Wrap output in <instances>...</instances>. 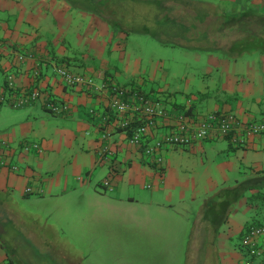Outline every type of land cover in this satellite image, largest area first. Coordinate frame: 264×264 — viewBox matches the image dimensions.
I'll return each instance as SVG.
<instances>
[{
  "label": "crops",
  "instance_id": "1",
  "mask_svg": "<svg viewBox=\"0 0 264 264\" xmlns=\"http://www.w3.org/2000/svg\"><path fill=\"white\" fill-rule=\"evenodd\" d=\"M115 1L0 0V225L16 218L24 223L20 230L23 236L49 238L40 228L46 220L54 223L44 229L70 238V230L75 235L74 227L91 236L109 222L117 226L145 217L148 209L155 221L161 212L162 217L169 218H184L185 212L210 224L202 232H191V238L198 235L205 243L199 260L204 259V264L208 259L215 264H241V253L231 240L252 222L264 224V208L262 213L257 211L256 204L246 198L261 195L258 188H264V136H252L243 144L216 138L185 148H168L162 153V170L148 163L141 149L128 143L125 131L111 121L105 123L112 97L104 88V75L115 80V76H128L146 91L151 90L152 85H147L151 81L144 76L157 75L141 61H132L125 36L156 26L157 20L152 22L151 16L141 11L148 9L157 18L162 9L157 3L162 0H137L143 6L133 20L113 17L118 9L111 3ZM216 4L231 13L264 14V0H221ZM194 9L187 5L171 10L173 18L180 20L172 31L183 43L188 40L191 46L205 51V61L199 69H192L196 74L218 73L227 80L216 87L215 95L208 90L200 93L199 99L183 91H159L169 96V104L168 116L158 121L157 136L171 133L177 118L185 114L193 118L231 111L242 121H264V54H244L237 59L220 55L200 37L206 33L205 24L195 23L190 29V18L198 16ZM140 23L143 31H134ZM23 51L33 53L34 59L18 63L17 54ZM107 55L111 57L107 59ZM58 62H64L68 70L73 66L75 74L101 79L102 86L93 92L65 88L58 75L45 73L46 67L56 68ZM194 72L186 69L183 74ZM8 73H13L16 89L38 90L40 99L14 109L13 100L21 95L13 97L7 86ZM50 97L68 104L70 112L60 116L47 113L43 106ZM92 111L96 112L95 119ZM12 112L16 119H9ZM39 140L41 152L36 153L32 146ZM26 145L31 146L28 152ZM102 149L109 151L106 158L101 156ZM104 181L109 187L103 186ZM131 187H140L147 194L139 195L134 188L130 193ZM220 196L222 199L214 200ZM185 218L189 220V216ZM158 225L162 226L160 222ZM209 238H213L211 251L205 249ZM12 256L8 245L0 241V263L10 260L13 264Z\"/></svg>",
  "mask_w": 264,
  "mask_h": 264
},
{
  "label": "rangeland",
  "instance_id": "2",
  "mask_svg": "<svg viewBox=\"0 0 264 264\" xmlns=\"http://www.w3.org/2000/svg\"><path fill=\"white\" fill-rule=\"evenodd\" d=\"M86 1L92 3V0ZM198 1L200 2L199 5H203L205 2H215L214 4L221 2V0ZM111 3L116 4L118 7V9L114 11L113 16H116V19H136L138 17L136 11H141L143 6V3L137 0H118ZM185 4L184 6H187L192 3L189 2ZM157 6L159 8V3H157ZM144 11L147 14L146 16H151V21L157 20L148 9H142L141 12L143 13ZM214 20L215 18L212 20L211 17H209L207 19V24L213 26ZM159 23H162V20H160ZM159 23L156 26L151 25L147 33L146 30L143 31L144 26L140 23V26L133 28L134 31L141 29V31L146 34L128 33V35L126 34L125 36V45L128 48L132 61H141L143 67L147 66L149 70H153L157 75L151 78H149V76H144V78L151 81L147 85L151 84L157 91L165 90L172 93L183 91L182 93L185 92V95L189 94L191 97H196L198 99L200 93L208 90H211V95H215L216 87H220L222 80H227L226 76H218V73L207 76L196 74L192 69H199L200 63L205 61V51L194 48L190 45L188 40H185L183 43L176 37L178 34L172 31L173 27L171 25L164 26V23ZM110 57V55H107V59ZM247 60L250 61V58ZM115 62L120 64L119 61ZM68 67L72 71L73 66L70 65ZM76 69L79 68L77 67ZM186 69H189L190 72H194L195 74H183ZM47 71L49 74H56L60 77L54 66L50 65L49 69L46 67L45 73ZM115 77L116 81L121 84L129 85V82L135 81L128 76ZM102 84L103 81L101 79L97 80L93 78L92 90L96 91V88L101 87ZM186 99L187 98L184 100ZM198 99L194 100L197 106L199 104V102H197ZM202 111H204L202 113H205L207 109L205 108ZM15 114L16 113L12 112L9 119H16L18 116ZM20 119H22V116ZM40 141L41 140L38 142L39 144L37 143L39 147L41 146ZM34 152L37 153L38 151L35 150ZM131 188L130 193H134V188L139 195L144 196L145 193L147 194V192L145 191L144 193L140 187ZM239 189L242 190L243 193L246 192L242 187ZM258 190L262 192L261 195L256 193V196L247 195L246 198L248 201L255 203L256 205L254 208L262 213L264 206L258 202L264 203V188L259 186ZM220 199H222L221 196L214 197L215 201ZM223 201L225 206H230V203L225 200ZM178 207L180 206L178 205ZM247 208L249 207L247 206ZM247 212L249 217H251L252 215L249 214V211ZM149 214L150 210L148 209L144 214L145 217L133 218L131 223L125 221V224L120 223L117 226L109 222L105 224L100 231H95V234L91 236L89 234L86 236V233H80V227L77 226L74 227L75 235L74 232L70 230V238H63L60 233L57 234L55 231L53 233L47 228L44 229V227L47 226L46 224L54 223H46V220L41 222L40 228L42 229V233L49 235V238H28V236H23L20 232L22 228L21 224L24 225V223H20L16 218H13L12 221L0 225V241H4L8 245L10 252L13 253V264H204V259L199 260L198 254L204 250L205 243L200 242L202 238H198V235H194L193 238H191V232L194 230L202 232L203 228H208L210 224L204 223L205 221L200 218L197 219L195 214L190 216L185 214V212H183L184 218H177L175 215L171 218L162 217L164 214L161 212L157 216L156 221L154 218H150ZM185 216H189V220H187ZM259 218L260 217H258V219ZM252 219L254 218H251L249 221H253ZM158 222H160L162 226L158 225ZM192 222L198 224V226L195 227L196 225ZM251 224H254V222ZM95 226L96 225H94V227ZM26 227L32 228L36 226H34V224H26ZM100 227L101 226H99V228ZM50 228L54 227L52 226ZM54 229L58 230V227ZM83 229L85 230V228ZM65 230H67V228H65ZM100 232L103 233V236L100 235ZM212 239L213 238H209V241H207L208 243L205 247V249H208L207 251L212 250V242H210ZM237 240V238L231 240L234 249L238 244ZM241 257V264H243L242 253ZM205 261L208 264L216 263L213 259ZM6 264H11L10 260H6Z\"/></svg>",
  "mask_w": 264,
  "mask_h": 264
},
{
  "label": "built area",
  "instance_id": "3",
  "mask_svg": "<svg viewBox=\"0 0 264 264\" xmlns=\"http://www.w3.org/2000/svg\"><path fill=\"white\" fill-rule=\"evenodd\" d=\"M27 59H34L33 54L24 56L19 53L18 63H24ZM60 77L68 84H77L78 88H92V80L78 77L65 68H57ZM13 75L8 77L10 86H13ZM115 95L111 99L109 108L113 114L121 116L119 125L125 128L128 143L134 147L143 149L148 162L162 167L164 158L162 153L168 148H183L194 145V143L215 135L220 137L231 136L240 144L248 141L252 136H264V121H242L235 114L211 113L197 120H188L184 115L178 117L179 127L171 133L157 136L158 121L168 116V111L164 105L154 98L145 97L140 94H130L129 91L114 89ZM40 93L34 91L30 96H22L14 101L13 107L19 109L38 100ZM55 112L59 109L53 104L49 105ZM64 109V108H63ZM57 111V112H58ZM110 117L105 118L108 120ZM34 151L41 152L38 145L32 146ZM31 146L26 145L25 151H29ZM106 149L101 150L102 158L109 154ZM103 186L109 187L108 182ZM29 191V190H28ZM241 248L243 264H264V225L253 224L247 227L242 234ZM5 264V263H0Z\"/></svg>",
  "mask_w": 264,
  "mask_h": 264
},
{
  "label": "trees",
  "instance_id": "4",
  "mask_svg": "<svg viewBox=\"0 0 264 264\" xmlns=\"http://www.w3.org/2000/svg\"><path fill=\"white\" fill-rule=\"evenodd\" d=\"M189 2L192 3L189 5H192L195 8L194 10L198 13V16H196L195 19H194V17L190 18L189 23L192 24L190 26V29H192V26L195 25V23L206 24L205 25L207 27L206 33L204 35H200L197 33L196 35H198V36L200 35V37L201 36L205 37L204 39H206L205 41H207V43H206L207 46H209V45L214 46V48L216 47L215 51H217V52L219 51L221 53L220 55H224V56H227L228 58H234V59H237L238 57H240L244 54H250V53L264 54V14H261V13H256L253 11L242 12V13L241 12H232L231 13V12H227L226 8H223L221 5H218V4H211L209 2H205V3H203V5H199L200 2L198 0H192V1H189V0H162L161 2H158L159 8L161 7L162 9H161V12L159 13V15L157 17L156 23L158 24L159 21L162 20V23H164V26L165 25H172L173 29L176 30L177 29V23L176 22H178L180 20H176V18H173L172 14H171V10H172V12H174L175 10H179L180 7H183L184 5H186L185 3H189ZM200 6H204L205 8L200 7ZM209 17H211L212 20H213V18H215L213 26H211L210 24H207V19ZM170 20H173L174 22H172ZM183 20H181V21H183ZM162 23H159V24H162ZM183 25H185V24L183 23ZM172 27H170V28H172ZM147 32L148 31H146V33ZM146 33L142 32V33H140V35H144ZM176 37L178 38V36H176ZM22 54H24V56H28L29 54H33V53H26L25 51H23ZM18 55H19V53L17 54V56ZM16 59H17V57H16ZM63 64H64V62L63 63L58 62L56 67L57 68H67L65 66V64H64V66H63ZM70 72H72V71H70ZM10 75H13V73L7 74L6 81H7L8 88L13 91V97H20L19 95H22V94H26V95L30 96L34 91H38V90H28L26 92L24 90H18L14 86H10L9 80H8V77ZM76 75H78V77H82L85 79L92 80V82H93L92 77L91 78L86 77L85 75H81V74H76ZM13 77H14V75H13ZM104 77H105V81H106V83H104V88L111 94L112 98L115 95L114 89L125 90V91H129L130 94H137V95L140 94V95H143L145 97L154 98L160 104L164 105L163 107H165L167 109L166 106H167V104H169V96L164 92L157 91L155 88H153V86H151V90L150 91L147 90L148 91L147 92L141 85H138L137 81H132L129 83V85L128 84H119V83L115 82L116 80L112 76L109 77L108 75L107 76L104 75ZM61 80L63 81L64 87L67 89H77L78 88L77 84H68L62 78H61ZM80 89L93 92V90H92L93 87L92 88L81 87ZM40 95H41V93H40ZM39 99H40V97H39ZM16 100H13V101H16ZM38 100L31 101V103H29L27 105L34 104ZM13 103H12V107H13ZM50 104H53L56 107H58L59 111L57 110L58 112L57 111L55 112L54 110H51L52 108L49 107ZM43 107L47 113H49L53 116H60V115H63L65 113L70 112L68 104H65L64 102L61 103V101H58L52 97H50L45 102ZM192 107L193 106H191L190 108L187 109L188 112H191ZM223 112L229 113V114H234L231 111L230 112H228V111H218L217 112L216 111V112H212V113H223ZM209 114H211V113H207L206 115H199L197 117L194 116L193 118H189L187 116V114H185L186 115L185 117L188 120H197V119H199L201 117H205ZM90 115L92 116L93 119H95L96 112L92 111ZM104 115H105L104 117H106V118L110 117L108 119L109 121L107 120L105 123H108L111 121V122L115 123L118 128L125 131V128H122L121 125H119V121H120L119 118H121V116H119L117 114H113L109 107H108V109ZM177 122L178 123L174 129H176V127H179V125H180L178 118H177ZM245 122H247V121H245ZM252 122H254V121H252ZM213 137L214 138H209V139L207 138L205 140H210V139L214 140L216 138H222V137H220V135H215ZM227 138L232 139L231 136H225L222 139H227ZM205 140H202V141H205ZM202 141H199V142H202ZM196 143H198V142H196ZM196 143H194V144H196ZM234 143H237V142H234ZM183 148H185V147H183ZM141 151H142L143 155H145L143 152V149H141ZM148 163L158 167L159 169L163 167V166L160 167L159 165L151 163V162H148ZM162 169H160V170H162ZM250 224L247 227L253 225V224H251V225ZM256 225H264V224L263 223H256ZM243 231L239 234V237L237 238L238 244L235 247V250L239 251L240 253L242 251V248L240 246V244H241L240 240L242 238Z\"/></svg>",
  "mask_w": 264,
  "mask_h": 264
}]
</instances>
